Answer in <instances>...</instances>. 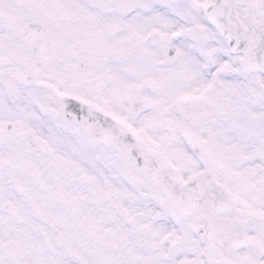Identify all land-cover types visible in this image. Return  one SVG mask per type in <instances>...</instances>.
I'll list each match as a JSON object with an SVG mask.
<instances>
[{
    "label": "snow or ice",
    "instance_id": "snow-or-ice-1",
    "mask_svg": "<svg viewBox=\"0 0 264 264\" xmlns=\"http://www.w3.org/2000/svg\"><path fill=\"white\" fill-rule=\"evenodd\" d=\"M0 264H264V0H0Z\"/></svg>",
    "mask_w": 264,
    "mask_h": 264
}]
</instances>
